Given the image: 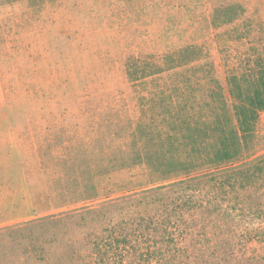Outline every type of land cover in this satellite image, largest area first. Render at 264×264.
<instances>
[{
  "label": "rangeland",
  "instance_id": "obj_1",
  "mask_svg": "<svg viewBox=\"0 0 264 264\" xmlns=\"http://www.w3.org/2000/svg\"><path fill=\"white\" fill-rule=\"evenodd\" d=\"M189 45L198 65L129 80L131 56ZM260 65L264 0H0V264H264V111L231 162L134 159L212 119L211 78L233 108L229 77Z\"/></svg>",
  "mask_w": 264,
  "mask_h": 264
},
{
  "label": "trees",
  "instance_id": "obj_2",
  "mask_svg": "<svg viewBox=\"0 0 264 264\" xmlns=\"http://www.w3.org/2000/svg\"><path fill=\"white\" fill-rule=\"evenodd\" d=\"M243 13L244 8L237 4L217 7L212 25L220 28L232 24ZM204 55L202 46L189 45L160 58L131 56L127 63V75L136 84L167 71L196 66ZM211 80L218 90L217 98L213 102L208 101L213 111L212 119L195 125L181 121L179 128L168 136L169 150L162 143V147L152 150L151 144L154 142L150 140L149 144L135 148L136 164H146L161 176L171 178L181 174L190 175L196 170L231 162L241 156L254 140L260 115L264 111V65L249 75L233 74L229 77L233 108L228 105L219 82L215 78ZM178 123V118H175V124ZM186 180L179 181L180 185L187 184Z\"/></svg>",
  "mask_w": 264,
  "mask_h": 264
}]
</instances>
